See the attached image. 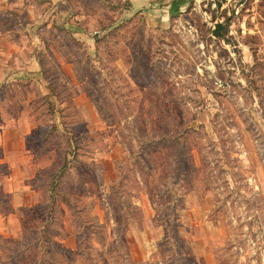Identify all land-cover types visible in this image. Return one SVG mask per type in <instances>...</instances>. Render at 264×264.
I'll list each match as a JSON object with an SVG mask.
<instances>
[{"label": "rangeland", "instance_id": "obj_1", "mask_svg": "<svg viewBox=\"0 0 264 264\" xmlns=\"http://www.w3.org/2000/svg\"><path fill=\"white\" fill-rule=\"evenodd\" d=\"M0 30L23 35L0 122L39 163L0 264H264V0H0ZM69 151L58 189L84 225L58 200L42 227Z\"/></svg>", "mask_w": 264, "mask_h": 264}, {"label": "crops", "instance_id": "obj_2", "mask_svg": "<svg viewBox=\"0 0 264 264\" xmlns=\"http://www.w3.org/2000/svg\"><path fill=\"white\" fill-rule=\"evenodd\" d=\"M22 78L23 35L20 34L17 38H13L0 30V84H7L16 79L21 81ZM21 124L20 117L18 119L12 117L0 124V148L3 151V158L0 161L10 169V175L2 182L3 191L9 194L15 211L38 201V195L31 189L27 180L33 178L39 168V163L32 159L29 149L26 148L23 135L27 131ZM11 215L13 213L3 219L4 226L0 229L18 231L15 216L10 217ZM0 233L5 234L2 230Z\"/></svg>", "mask_w": 264, "mask_h": 264}, {"label": "trees", "instance_id": "obj_3", "mask_svg": "<svg viewBox=\"0 0 264 264\" xmlns=\"http://www.w3.org/2000/svg\"><path fill=\"white\" fill-rule=\"evenodd\" d=\"M187 0H171V11H177L178 10V6L179 3H184ZM220 1H217V4L220 5ZM230 24V18H226L225 22H216L214 25V28L212 30V34L217 38V39H221L224 41H227V28L228 25ZM111 26V25H110ZM95 42L101 41L102 39L106 38V35H95ZM177 133L175 134V136L172 135H162V136H158L155 137L154 140L156 141H165L167 139H171V138H178L179 136V132L176 131ZM71 138V137H70ZM74 139L70 140V143L74 145ZM69 154L70 157L74 156V152L73 151H69L68 153L64 154L61 162L59 163V165L57 166V168L54 170V172L49 174V182H48V187H47V200L44 201V204L46 205V209L44 211V214L48 217V221H46L44 223V226H48L51 224V219L54 216V212H55V208L57 206L58 200L61 201L62 203H64L71 211V213L73 214L74 220H78L79 222L82 221L83 225H84V221L81 219V217L78 214V209L76 204L72 201V199L64 194L61 190L58 189V184L60 179L62 178V176L64 175L65 171L67 170V168L70 166V162L67 158V155ZM3 158V151L0 148V160ZM0 175L4 176V177H8L10 175V169L7 167V165L3 162L0 161ZM6 201L5 202V200ZM0 205L2 206H6L8 208V212L3 213L2 216L6 217L8 214H11L14 212V208L11 205V202L9 200V194L6 192H1L0 191ZM79 234L82 235V240L86 241L87 240V234L84 231H81ZM164 241L168 240V238L163 239ZM170 240V239H169ZM35 242H37V240L35 241H29L28 239L25 241V247L26 249L24 250H28L25 254L27 255V253L30 251V246H32ZM39 243H44L43 238L40 237L39 238ZM33 264H39V258H36L33 262Z\"/></svg>", "mask_w": 264, "mask_h": 264}]
</instances>
